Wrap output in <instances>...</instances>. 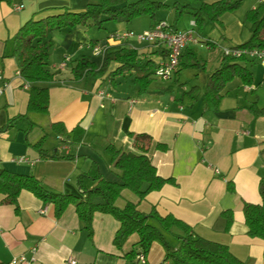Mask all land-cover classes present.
I'll list each match as a JSON object with an SVG mask.
<instances>
[{
  "label": "crops",
  "instance_id": "1",
  "mask_svg": "<svg viewBox=\"0 0 264 264\" xmlns=\"http://www.w3.org/2000/svg\"><path fill=\"white\" fill-rule=\"evenodd\" d=\"M88 4L89 0H14L13 4L0 0V70L4 78L0 128L12 121L11 127L0 135V169L33 175L49 192L82 197L80 177L90 172L94 162L104 179L108 180V176L120 179V172L113 168L111 157L105 152L108 145L136 152L129 133L148 134L153 139L149 156L158 174L174 178L177 185H166L148 194L140 203L134 193L125 190L117 206L123 208L127 202L138 203L144 213L156 208L161 215H173L189 225L194 235L226 245L237 259L248 264H264V240L248 235L243 213L245 203L261 202L259 183L264 178V165L260 152L264 148V117H254L249 108L253 103L264 106L260 105L264 95V69L253 63L257 66L250 70L254 74L252 86H245L238 79L230 83L216 112L206 110L202 99L211 75L221 64L224 49L239 46L248 39L231 42L233 39L225 35V16L222 18L224 29L212 24L222 32L220 41L211 40L205 29L198 36L192 25L185 30H195L196 42L188 44L189 51L198 56L196 46L199 44L212 43L208 50L214 52L220 47L218 53L211 55L212 69L208 61L200 58L204 68H190L193 73L187 78L194 82L191 87L182 81L183 71L189 68H180L178 75L169 81L153 75L150 92L141 95L134 73L114 79L107 78V74L89 76L76 83L72 80V69L83 56L101 62L102 59L92 56L94 44L107 48L127 45L158 65L167 57L163 46L130 39L113 40V34L129 31L122 28L112 31L104 42L86 41L84 27L62 30L67 33L60 34V41L53 33L54 47L49 63L51 70L60 73L50 85L49 113L27 114L30 85L20 76L13 57L16 33L30 20L37 21L65 11L83 12ZM14 5L23 8L16 12ZM157 22L143 31L152 29ZM191 22L195 23L193 18ZM187 58L194 57L187 54ZM116 67V64L111 65L110 71ZM169 88L171 90L165 91ZM192 88H196L199 97L193 107L175 101L174 95ZM54 123H63L68 132L80 126L85 131L82 142L74 143L71 138L56 136L51 129ZM44 137L42 151L48 156L46 159L33 148ZM157 143L166 144L168 149L156 150ZM20 158H28L30 162L20 163ZM83 183L88 190L95 185L90 177L83 178ZM228 184H232V192L228 191ZM1 200L2 196L0 261L4 264H67L70 259L77 264H129L124 256L139 240L134 234L122 248L115 246L113 241L120 224L109 214L94 215L93 237L89 238L74 205L57 218L54 205L45 204L27 191L18 198L19 213ZM101 201L96 199V202ZM228 209L234 213V222L226 232L219 218ZM146 264L174 263L165 261L164 248L154 243Z\"/></svg>",
  "mask_w": 264,
  "mask_h": 264
},
{
  "label": "trees",
  "instance_id": "2",
  "mask_svg": "<svg viewBox=\"0 0 264 264\" xmlns=\"http://www.w3.org/2000/svg\"><path fill=\"white\" fill-rule=\"evenodd\" d=\"M4 1L8 4L14 2V0ZM187 1L188 3L184 4L177 1L171 6L157 0H89L87 9L83 12L65 11L37 21H28L16 33L13 50L19 74L30 85L27 114L47 115L49 113L50 85L55 83L60 73L51 70L49 63L51 49L54 47L51 35L54 32L77 27L102 29L106 22L131 24L140 17H148L151 21L157 22L159 11L174 9L172 28L177 30V23L185 15H191L195 22V30L198 36H201L206 22L224 29L222 18L237 12L243 4V0H219L213 3ZM193 3H196V6ZM243 24L249 25L250 37L243 44L231 48L264 49V0L260 1L257 7L246 12ZM205 43L209 42L205 41ZM187 54L196 57V54L189 51L187 47L181 57V69L204 68V64H200L199 61L193 64L184 63L183 59L187 58ZM248 63H255V61L245 57L223 55L221 64L211 75L202 98L206 110L213 112L219 110L224 90L236 79L245 86L253 85L254 74L248 69ZM113 64L117 67L110 71ZM157 68L158 64L155 61L142 57L138 50L127 45H119L107 48L101 62L93 60L92 57L83 56L72 69V80L77 83L89 76L103 77L106 74L107 78L114 79L126 73H134L139 93L142 95L150 92L149 87L153 83V75ZM178 73L179 71L177 75ZM169 90L171 89L165 91ZM174 99L178 104L191 108L199 97L196 94V88H192L190 91H182L174 95ZM249 111L254 117H264V106L260 107L257 103H253ZM11 125L12 121L0 128V135ZM51 129L56 136L71 138L74 143H81L85 135V131L80 126L68 132L63 123H54ZM129 135L133 139L136 152H126L115 145H108L105 149L111 157L113 168L120 172V182L104 179L98 164L94 162L90 172L80 177V187L84 191L83 196L78 197L49 192L33 175H20L0 169L1 203L12 206L15 212L19 213L18 198L23 191H27L45 204L54 205L57 218H60L70 205H74L89 238L93 237L94 215L96 213L112 215L120 224L113 241L115 246L122 248L134 234L139 237L138 242L124 256L129 264H136L140 254L147 258L154 243L164 248L165 261H172L174 264H248L237 259L226 245L194 235L189 225L173 215H161L156 208H153L150 213L140 211L138 203L148 194L159 191L166 185H177V183L174 178L161 177L153 165L149 156L153 144L152 137L148 134L129 133ZM44 142L45 137L33 148L37 149L43 159H46L48 156L42 151ZM155 149L166 151L168 147L166 144L157 143ZM260 159L264 165V148L260 152ZM85 177H90L95 182L91 190L84 186L83 178ZM125 190L134 193L138 203L127 202L123 208H120L117 206V201ZM228 191H233L232 184H228ZM259 193L261 202L259 204L245 203L243 213L248 235L251 238L264 240V178L259 183ZM96 199L102 201L96 202ZM150 219L156 221L159 228L151 225ZM219 221L224 223V230L228 232L234 222L233 211L231 209L223 211ZM173 229H178L182 233L178 237L180 243L177 247L168 243L163 234V232L171 233ZM0 264L4 263L0 261Z\"/></svg>",
  "mask_w": 264,
  "mask_h": 264
},
{
  "label": "rangeland",
  "instance_id": "3",
  "mask_svg": "<svg viewBox=\"0 0 264 264\" xmlns=\"http://www.w3.org/2000/svg\"><path fill=\"white\" fill-rule=\"evenodd\" d=\"M157 1H161L164 3H167L171 6H173V4L177 1H180L181 3H188L187 0H157ZM201 1H207V2H211V1H217V0H201ZM258 2V0H243V4L241 6V8L233 13V14H227L225 15V20H226V24H227V31L225 33V35L231 37L233 40L231 42H244L247 39H249L250 34L248 31V27L249 25H244L243 26V18L244 15L246 14V12H248L250 9L253 8V6ZM194 6H196V3H193ZM174 9L172 11L169 10H161L157 13V21L158 20H163V21H169L170 23L173 22V18H174ZM192 16L191 15H185L178 23H177V27L180 31H185L186 29H191L192 28ZM151 23H154L153 21H151L148 17H140L136 20H134L131 24H125V23H121V24H115L113 22H106L104 23V26L102 29H98L97 27H84L83 30L85 31V38L86 41H90V40H99L104 42L107 37L109 36V34L114 31L116 28H122V29H127L129 31H132L136 34L143 32L144 29H148L151 25ZM206 27H204L205 32H207V36L211 38V40L214 41H220L221 39H223L221 37V33L219 30L214 29L213 25L209 22H207V25H205ZM204 31V30H203ZM66 34L67 31H56L53 34V37L56 38L58 41H60L61 36L60 34ZM126 32V31H125ZM120 33H124V32H120ZM240 35V37H239ZM130 41L132 42H139L136 38H131ZM210 45H206V44H202V45H197L196 46V52L198 56L194 57L193 59H189V58H184L183 62L184 63H193L196 60L200 62L199 60L200 58L204 59L205 61H208V67L210 69H212V67L214 66V61L212 60V56L214 55L215 52H219L220 47H217L215 52L209 51L208 47ZM92 56L95 58H97L98 56L93 55ZM99 60L102 59V57H98ZM255 64L253 63H248L247 67L249 70L251 69H255ZM70 68H71V64H70ZM183 77H182V81L183 82H187V85H189L191 87V85L194 83L192 80L188 79L187 77H190V75L193 73V70L190 68L188 70H184L183 71ZM260 105H264V95L262 97V101H260ZM108 180L110 181H117L120 182V179H116L114 177H107ZM149 223L157 228H159V225L156 221L150 219ZM164 237L166 239V241L168 243H170L172 246L177 247L180 243L178 237L180 235H182V233L180 232V230L178 229H173L171 233H166L163 232Z\"/></svg>",
  "mask_w": 264,
  "mask_h": 264
},
{
  "label": "built area",
  "instance_id": "4",
  "mask_svg": "<svg viewBox=\"0 0 264 264\" xmlns=\"http://www.w3.org/2000/svg\"><path fill=\"white\" fill-rule=\"evenodd\" d=\"M263 1V0H261ZM22 5H14L13 9L16 12L21 11ZM195 27V23H192ZM195 30L180 31L172 28L171 24L167 21H161L157 23L152 29L143 31L141 33H134L132 31H126L124 33H115L111 38L115 41L122 42L124 40H129L131 38H136L139 42L152 44L157 46H163L167 51V57L162 60L158 68L155 71V77L162 81L171 80L180 69L181 57L187 48L188 44L193 41L196 42L194 38ZM106 46L102 44H94L92 46L93 54L98 57H104L106 53ZM224 54L233 57H245L247 59L253 60L262 66L264 69V49H246V48H225ZM62 67H65L64 65ZM3 73L0 70V95L4 92L3 86ZM101 96L104 93L100 94ZM20 163H29L28 158H20L18 160ZM138 262L136 264H146V257L140 254L137 257ZM67 264H77L73 259L68 260Z\"/></svg>",
  "mask_w": 264,
  "mask_h": 264
}]
</instances>
